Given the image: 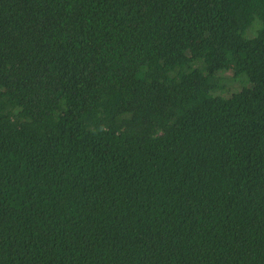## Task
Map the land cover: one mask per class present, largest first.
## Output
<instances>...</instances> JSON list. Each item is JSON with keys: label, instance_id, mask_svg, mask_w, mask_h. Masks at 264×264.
<instances>
[{"label": "trees", "instance_id": "obj_1", "mask_svg": "<svg viewBox=\"0 0 264 264\" xmlns=\"http://www.w3.org/2000/svg\"><path fill=\"white\" fill-rule=\"evenodd\" d=\"M0 264H264V0H0Z\"/></svg>", "mask_w": 264, "mask_h": 264}]
</instances>
